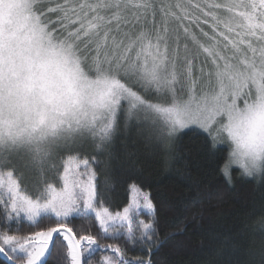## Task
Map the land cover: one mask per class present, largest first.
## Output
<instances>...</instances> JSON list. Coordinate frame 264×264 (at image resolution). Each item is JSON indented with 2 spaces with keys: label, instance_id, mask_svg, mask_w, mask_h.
Segmentation results:
<instances>
[{
  "label": "snow or ice",
  "instance_id": "obj_1",
  "mask_svg": "<svg viewBox=\"0 0 264 264\" xmlns=\"http://www.w3.org/2000/svg\"><path fill=\"white\" fill-rule=\"evenodd\" d=\"M133 129L162 151L187 141L210 169L223 160L228 182L237 168L264 183V0H0L7 264H94L109 251L95 264H156L166 203L128 183L140 180L134 163L100 160L118 161L115 142ZM120 184L129 201L113 210ZM21 217L37 230L14 232ZM122 237L147 255L106 243ZM230 255L264 264V232Z\"/></svg>",
  "mask_w": 264,
  "mask_h": 264
},
{
  "label": "trees",
  "instance_id": "obj_2",
  "mask_svg": "<svg viewBox=\"0 0 264 264\" xmlns=\"http://www.w3.org/2000/svg\"><path fill=\"white\" fill-rule=\"evenodd\" d=\"M114 147L118 161L100 157L104 167L134 163L140 180L128 183H139L152 194L158 206L161 200L166 203L167 210L157 212L158 241L164 243L158 253L154 249L152 259L156 264H228L233 258L231 250L254 233L264 232V183L259 178L246 177L233 168L228 182L220 170L223 160L219 167L210 169L187 141L162 151L141 141L135 129L126 133L125 138L117 139ZM223 147V156L227 157V145ZM128 153L133 156L130 158ZM103 179L98 169V180ZM108 195L112 209L122 210L129 201L127 184L118 185ZM190 199L198 203L184 210L182 203ZM141 216L145 222L151 219L149 213ZM10 223L13 231L20 234L37 230L29 227L24 218ZM180 230L182 235L173 236ZM106 243L126 248L129 258L147 255L138 244L133 246L124 237ZM111 254L99 253L93 258L94 264L102 255ZM0 264H7L3 256Z\"/></svg>",
  "mask_w": 264,
  "mask_h": 264
},
{
  "label": "rangeland",
  "instance_id": "obj_3",
  "mask_svg": "<svg viewBox=\"0 0 264 264\" xmlns=\"http://www.w3.org/2000/svg\"><path fill=\"white\" fill-rule=\"evenodd\" d=\"M62 170V169H61ZM142 213H148L146 210H143V209H141L140 211H139V213L137 214V219L138 220H143V221H145L143 218H142ZM22 219H23V217H21Z\"/></svg>",
  "mask_w": 264,
  "mask_h": 264
}]
</instances>
